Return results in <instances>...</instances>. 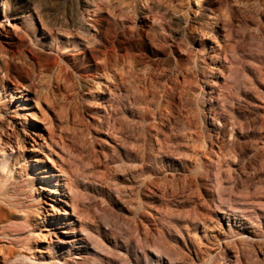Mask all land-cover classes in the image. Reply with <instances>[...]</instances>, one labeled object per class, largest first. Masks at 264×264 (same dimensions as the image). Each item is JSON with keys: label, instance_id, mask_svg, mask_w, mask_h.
<instances>
[{"label": "rangeland", "instance_id": "374dc122", "mask_svg": "<svg viewBox=\"0 0 264 264\" xmlns=\"http://www.w3.org/2000/svg\"><path fill=\"white\" fill-rule=\"evenodd\" d=\"M80 1L0 0V67L16 59L35 86L11 80L12 93L0 98V198L15 206L0 203L7 226L0 264H226V251L232 264H264V0H231L233 8L202 21L206 0H98L96 13L77 11ZM27 2L34 17L22 13ZM79 12L91 31L85 37L98 32L94 18L126 33L108 73L72 75L68 65L91 45L54 25ZM210 24L218 35H207ZM34 25L46 42L42 52L29 34ZM156 39L168 45L156 47ZM55 44L66 48L60 58ZM153 50H167L174 65L155 74L160 96L170 79L185 85L187 98L182 119H165L157 135L148 131L144 110ZM119 82L134 95L145 93L146 104L132 130L112 133L97 125L110 104L101 98ZM125 101L116 104L128 111ZM216 115L227 125L224 134L215 129ZM21 116L33 128L25 145L10 136ZM30 183L42 193L40 207ZM52 186L60 197L48 194Z\"/></svg>", "mask_w": 264, "mask_h": 264}, {"label": "bare ground", "instance_id": "6f19581e", "mask_svg": "<svg viewBox=\"0 0 264 264\" xmlns=\"http://www.w3.org/2000/svg\"><path fill=\"white\" fill-rule=\"evenodd\" d=\"M99 1H107L108 2V0H99ZM232 1H235V3L237 2V0H232ZM97 2H98V0H83L82 3L80 1V2H78V6H77L78 7V10L77 11H79V8H80V10L81 9H84V11H86V12L88 11L89 12V10L92 7H94L93 8V12L96 13V12H98V10L101 9ZM238 2L240 3L239 0H238ZM230 4H231V0H206L205 3H204V5L202 6V10L199 9L201 11V13H200V18H199L198 21L204 20L205 17H206V15L208 13H213L214 14L217 10H220L222 12V9L226 11V9H229L232 6V4L231 5ZM233 7H231V8H233ZM33 8L34 7H33L32 3L27 2L25 4L24 8H23V12L22 13H25L27 11V12H30V15L32 17H34L33 14H32ZM150 8L152 9L153 6H151ZM154 11L160 12V9L157 7L156 9H154ZM6 12L7 11H5V13ZM9 12H10V10H9ZM9 12L5 15V19H8L9 20L11 18L12 15ZM236 12H238V10H235L234 11V13L237 15ZM228 13H230V11ZM234 13H233V15H234ZM233 15L232 16L230 14L227 15V17L229 16L228 19H227L228 23L229 22H232L233 21V18L236 17V15H234V17H233ZM82 19L84 20V14L82 12H79V13H76L73 17H71L70 20L60 21L59 23H56L54 25L55 28L58 25V27H59L60 30H62V31L65 30L67 32L66 34H68V36H70L72 38H74L77 35H80L81 34L80 37L82 39H84V41H86L87 44L91 45L90 47L85 46L83 48V50L79 54H76L74 56V59H73V62H72L73 64L72 65H68L71 68L72 75H75L76 77H83V76H81V73H85V74L87 72H95L96 74H105V73H108L109 70H111L115 66V63L117 62V59H118V54H117V51H116L117 50L116 49V44H117L120 36L121 35H124L126 33L125 32H120V33L111 32L112 30L110 31V30H107L106 29L107 23H106L105 20H103L102 18H94V20H93L92 23H94V26L98 28V32L94 33V35L92 36V38L91 37L90 38L89 37H85L84 34L90 35L91 34V31L89 30V28L87 26H85V24L82 21ZM154 20L157 21L158 18H154ZM208 26L210 28H209V30H206V31H208L207 35L208 34H211V33H213L215 36L218 35L217 34V32H218L217 29H215L211 24L208 25ZM52 27H53V25H52ZM50 28H51V26H50ZM16 33L19 34L18 32H16ZM29 34L32 36L33 42L36 43L39 46L40 51L43 50L42 48L45 47L46 42L45 41L39 42V40L42 37L39 34L38 27L34 25L32 27V29L29 31ZM165 38H166V36H165ZM163 39H156V40L153 41V43H155L156 47L159 46L160 48H163L164 49L165 45H168V42H166L165 44L161 45V43L166 40V39L165 40H163ZM68 43L70 45H73V46L77 47V44H75V42L69 41ZM153 43L151 42L152 45H153ZM155 45H153V47ZM55 46H56V50L55 51H56L57 54H59L57 57L58 58L62 57V54H61V52H59V49L60 50L66 49L65 46H62V45H59V44H55ZM203 46H204L203 49L205 51L207 50V48L209 46L211 47V45L210 44H207V43L206 44H203ZM212 48L214 50L215 46H213ZM166 51L167 50H165V51L164 50H162V51H160V50H153V51H151V54L152 55H150V57H147V95L143 92L145 94L146 98H147V100H146L147 101L146 102L147 103V107H145L144 110H146V108H147V129H148V131H150V133L151 132H154L153 130H156L155 131V133H156L155 135H157L158 132L160 131L159 128L161 127V123H164V124L166 123L167 120H165V119H168V121H170V122H173V121L181 120L182 119V115H183L182 113H184L183 108L186 107V102H187L185 90L182 88L185 85H183L181 87L179 85L181 83L178 84V82L176 83V81L170 80V79H168L166 81L167 85L165 86V89H163V87H162L163 85L161 86L162 89L164 90V92L162 91L163 92V96H160L161 92H159V90L157 88V85L159 83L158 84L155 83L156 82L155 81V78H156L155 77V74L156 73L157 74L158 73H163L164 71H166V69L168 67L170 68L173 65V60H171V58H169L167 56V54L164 53ZM170 53L171 54H174V51L173 50H170ZM39 57H40V55H39ZM13 59H11L12 62L9 60L10 62L6 63L7 66L4 65L5 66L4 68L3 67H0V73L2 74V78L0 79V98H1V96L4 93H5V95L8 94V93H12L13 89L11 87V80H15V81L16 80L18 81V79L19 80H23L24 83H29L28 86L31 87L32 89H34V87H35L34 84H33L34 80H33L32 76L23 77L24 75L23 76L21 75V72L22 71L20 72L19 66L16 65V62H14L16 59L14 61H13ZM62 60H64V59H62ZM21 62H19V64ZM23 62H24V60H23ZM22 64H24V63H22ZM25 65L28 68V65L27 64H25ZM29 65H30V63H29ZM211 65L212 64H209V66H211ZM31 66L35 67V66H37V64L31 65ZM177 66H180V65H177ZM21 69H22V67H21ZM27 70H29V69H27ZM23 71H25V69ZM30 71H31V68H30ZM113 73H115V72L113 71ZM22 74H24V73H22ZM116 74H117V72H116ZM25 76H26V74H25ZM162 76H163V74H162ZM166 76H167V74H166ZM0 77H1V75H0ZM64 77H65V79L66 78L69 79V75L64 74L63 78ZM84 79H85V77H84ZM140 80H141V78H140ZM140 80H138V81H140ZM59 84H61V83H59ZM74 84H75V82H74ZM123 84L124 83L119 82L115 86H113V88L110 87L109 91H107V93H109V97L108 98L107 97H102L101 98L102 100H105V103L107 102V104L108 103H110V104L107 105V106H103L104 108H102L99 111L103 115V116H100V117H103V120H101V122H102L101 125H99V124L97 125L96 124L98 128L99 127H103V128L104 127H107L108 131H110L112 133H115L117 131L120 132L121 131L120 130L121 128L123 130L125 129L127 131L129 129L132 130L133 127H134V125H137L138 124V123L135 122L137 119L135 121H134V119L137 116V114H139L138 111H140V113H141L142 108H141L140 105L142 103H145V102H142V98H143L144 94H143V96L140 95V94L139 95H134V94H132L130 92V89L131 88L129 89V88L125 87L126 84L125 85H123ZM215 84H216V82H214V85H212L213 90H211V92H209V94H210L209 97L210 98H211V96H212V94L214 92ZM76 85H77V83H76ZM78 87L79 86H77V88ZM141 87L142 86H140V88ZM67 88H68V86H67ZM143 91H144V89H143ZM67 98H68V96H67ZM117 98H118V100L119 99H123V100L126 99V101H125L126 105L129 106V107H131V108H129L128 111L127 110H124V109H121L118 106L119 104L118 105L116 104V99ZM191 98H192V95H191ZM200 98H202V97H200ZM155 99L157 100V103L154 102ZM209 100H211V99H209ZM194 101H196V100H193V102ZM203 101L205 102V100H203ZM76 106H78L77 103H76ZM164 107L167 108V112L164 111L166 109V108L163 109ZM71 109H72V111H74V113H77L78 112L77 111L78 109L75 106L74 107L72 106ZM193 109L195 110V108H193ZM185 112H186V110H185ZM141 114H143V113H141ZM141 114H139V115H141ZM0 115L2 116L3 115V112H0ZM196 115L197 114H194V116H196ZM221 116H223V115H221ZM187 117L189 119V116H187ZM214 117L215 118L213 120L215 121V124H216V122H218V121L220 122L221 121L219 115H216ZM19 118L22 119V123L20 124V126H17L15 133L13 135H10V136L11 137L12 136H15V138L19 141V143H23L25 145L26 140H27V137H29V134L28 133L33 128L31 126V122L29 121L28 117L21 116ZM2 119H4V118H2ZM100 119H102V118H100ZM10 121H11V119H10ZM170 124L171 123H169V125ZM194 124H196V123H193V125ZM11 125L12 124L9 122V124L7 125V128H10ZM215 129L218 131L219 134H224V133L227 132V125L225 123L222 124L220 122V126H217ZM161 130H163V129H161ZM5 133H7V132H5ZM150 138H152V136H150ZM0 140H1V136H0ZM5 143L6 144H9L10 142L8 140ZM25 147L26 146H24V148ZM151 150H153V149H151ZM30 186L31 187L29 188V191L33 193L32 199L36 200V204L35 205L36 206H39V207L42 206V204H43L42 201H41L42 193L38 189L35 188V184L34 183H30ZM47 190H48V194L50 196H57L58 195L60 197V195H59L60 194V190L58 189V187L52 186L51 188H49ZM2 193L0 192V196L1 195H5V194H2ZM0 203L5 204V205L10 206V207L13 206V204L8 199H6V198H3V199L0 198ZM71 206L76 207L75 203H72ZM13 207L15 208V206H13ZM6 227L7 226L5 224L4 225H1L0 224V236H2V237H5L6 236V234H5ZM176 227H178V226H176ZM177 230H179V229H177ZM237 235H241V234L238 233ZM238 241H240L241 243L242 242H245L246 244L247 243L248 244H251V242L248 239H245V238H240V240H238ZM240 242H238V243H240ZM263 247H264V245H263ZM183 255L185 256L186 254H183ZM221 256H223V255H221ZM224 256H225L226 264H232L231 256L227 253V251L224 252ZM186 258H184V259H186ZM20 259H21V254H17L14 257L13 260H15V262H19ZM129 263L131 264V262H129ZM63 264H74V262L64 261Z\"/></svg>", "mask_w": 264, "mask_h": 264}]
</instances>
